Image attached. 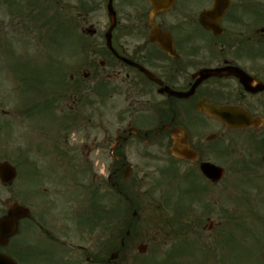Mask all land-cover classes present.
I'll return each mask as SVG.
<instances>
[{
  "label": "flooded vegetation",
  "instance_id": "1",
  "mask_svg": "<svg viewBox=\"0 0 264 264\" xmlns=\"http://www.w3.org/2000/svg\"><path fill=\"white\" fill-rule=\"evenodd\" d=\"M163 1L0 0V80H11L15 115L28 103L24 115L44 118L49 112L59 132L50 143L52 158L30 160L38 181L28 205L11 197L0 210L6 219L0 252L17 262L22 253L36 260L34 240L59 248L55 255L61 259L66 248L82 249L78 238L92 237L101 227L110 230L117 196L138 213L136 189L149 178L139 169L156 159L160 164L150 176L158 180L149 185L161 189L173 182L179 211L191 216L190 229L207 221V161L224 165L223 155L246 143L260 159L242 166L264 165V0ZM44 48L45 59L60 60L62 71L67 62L73 67L55 79L58 94L42 113L33 104L35 90L55 82L36 72L37 50ZM89 92L94 100L88 114L82 108ZM101 105L113 115L115 138L105 139L108 146L99 141ZM208 105L231 107L229 116L248 125L229 127L208 113ZM76 121L97 132L91 144L82 138L84 146L68 145V122ZM133 140L142 150L131 146ZM135 149L145 161L141 168L131 164ZM20 176L17 168L13 183L3 187H13ZM13 220L15 233L7 237ZM25 221L29 245L17 239V251H9Z\"/></svg>",
  "mask_w": 264,
  "mask_h": 264
},
{
  "label": "rangeland",
  "instance_id": "2",
  "mask_svg": "<svg viewBox=\"0 0 264 264\" xmlns=\"http://www.w3.org/2000/svg\"><path fill=\"white\" fill-rule=\"evenodd\" d=\"M37 42L38 40L36 46H38ZM37 53L40 54L36 56L37 67L39 66L42 71L47 73L48 69L54 67L56 74L60 73L57 71L59 66H62L60 60L47 61L44 54L45 48L44 51L41 49V52L38 49ZM68 64L70 62H67L63 71L67 70L69 75L73 66ZM22 69L23 62L20 61L19 70ZM63 71L61 70L60 74ZM48 76L44 74L41 78L45 80ZM50 79L55 81L56 77L53 76ZM56 81H51L50 87H46L45 83L40 89L35 90L33 104L42 113L46 111L44 106L53 100L54 95L58 94L59 84ZM46 85L48 86V84ZM83 88L85 92L91 90L92 86ZM12 89L10 78L0 80V162L10 161L19 169L21 176L11 188H4L0 183V210L4 203L11 200V197H14L15 200L19 198L22 204L28 205L27 197L29 194L33 196V190L38 181L35 172H30V160L34 158L47 160L50 143L55 140L56 135H59V132L55 130L58 126L50 125L52 116L49 112L44 118L43 115H37L35 119H30L27 117L28 115H24L26 111H23V108L26 107L27 110L28 105L26 103L22 108H17L21 112L18 116L15 115L16 103L12 97ZM85 93L82 111L89 114L93 110L94 96L91 92L87 96ZM1 109L9 111L11 115L2 114ZM99 110L101 126L104 127H100L98 130L100 146H108L109 143H106L105 139L110 134L112 139L115 138V134L112 133V125L109 123L113 115L109 112L107 105H101ZM105 130L109 134H106ZM94 131L91 124L86 128L83 123L80 126L77 121L68 122L66 132L68 145L84 146V143L81 142L83 139L85 143L91 144L89 139H93L97 134ZM135 142V140L132 141V143ZM243 145L236 146L235 153L232 151L228 156L222 154L226 170L224 179L217 185L207 181V221L203 220L204 224L202 225L194 226L192 224V229L186 227L184 231L181 228H183L184 222L188 226L191 216L183 214L180 216V223H176L179 220L175 219L174 214L173 202L176 198L173 182L168 180L165 187L161 189L149 185L153 179L158 180L150 174H152L153 168L160 164V160L156 159L144 170L139 169L148 172L149 178L145 180V187L139 185L136 189V201L139 205V219L135 220L136 231L133 237L128 240L126 247L120 252L115 264H264V165L257 169L253 163L252 168H249L248 165L247 168H243L242 161L249 164L252 163V159L257 161L260 159L259 152H254V147L252 149L251 146H246V143ZM131 146H135V148L138 146L142 150V145L135 143ZM141 150H133L131 157V164L139 165L140 168L145 164V161L136 152ZM52 156L49 157L52 158ZM214 162L218 163L215 160ZM39 165L42 166L44 163L39 162ZM97 169L102 175L104 169L102 162ZM137 182L132 181L130 185H135ZM123 203L128 204L125 201ZM166 208H170V210ZM130 215L128 211L127 214H119V216L115 214L110 230L107 226L101 227L92 237L78 238L75 243L83 248L80 250L66 248L64 259L55 255L59 252V248L49 245L45 241L34 240L35 249L39 252L36 255V260L26 253H22L18 256V264H103L101 262L103 258L108 259L111 253L118 250L121 233L126 229V221L131 220V218L128 219ZM212 221L215 223L210 229ZM21 224V232L11 241L9 251H17L12 247L15 242H18L17 239L22 240L25 247L30 243L29 237L23 238L27 222ZM139 242L148 244L146 254L141 255L137 251ZM183 244L188 248L182 247ZM22 248L24 250L23 246ZM170 251L175 252L176 255H173L171 262H164ZM73 260H76V263Z\"/></svg>",
  "mask_w": 264,
  "mask_h": 264
},
{
  "label": "water",
  "instance_id": "3",
  "mask_svg": "<svg viewBox=\"0 0 264 264\" xmlns=\"http://www.w3.org/2000/svg\"><path fill=\"white\" fill-rule=\"evenodd\" d=\"M154 3H156V0H152ZM215 114H219L221 115V119L227 123L230 126H234L237 125L235 123V120L228 117L230 111H212ZM205 172L207 173V177H209L210 179H212L213 181H217L219 179L222 178L223 176V170L220 167L215 166L214 164L211 163H207L206 166L204 167ZM0 176L2 178V180L4 182L10 181L14 178L15 176V172L14 169L8 164V163H3L0 164ZM26 212V210H24ZM24 216L26 215V213L23 214ZM2 225V223L0 224V226ZM3 227V225H2ZM1 227V228H2ZM138 249L141 253L146 252L147 250V246L144 244H139ZM116 255L113 256V258H115ZM0 264H16L14 260H12L11 258L0 254Z\"/></svg>",
  "mask_w": 264,
  "mask_h": 264
}]
</instances>
